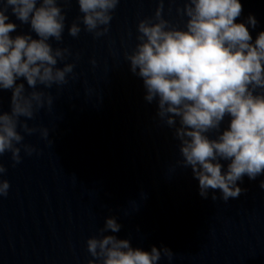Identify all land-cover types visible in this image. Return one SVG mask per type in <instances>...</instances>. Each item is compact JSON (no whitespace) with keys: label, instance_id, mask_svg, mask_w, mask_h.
Wrapping results in <instances>:
<instances>
[{"label":"clouds","instance_id":"9594fccd","mask_svg":"<svg viewBox=\"0 0 264 264\" xmlns=\"http://www.w3.org/2000/svg\"><path fill=\"white\" fill-rule=\"evenodd\" d=\"M76 3L82 15L68 25L69 35L77 36L82 24L100 36L108 31L119 0ZM162 3L138 20L137 42L124 56L130 71L142 78L145 100L156 101L157 117L173 129L182 157L178 163L191 167L201 197L219 189L227 202L246 191L237 181L264 175V30L253 39L249 27L257 25L255 16L236 20L241 0H183L177 6L182 23L165 18ZM15 21L28 24L29 31L16 32ZM65 21L59 0H0V90H11L9 109L0 111V154L10 152L14 163L21 160V149L28 155L39 151L23 142L18 128L24 134L37 130L27 119L51 107L53 96L45 89L75 75L73 62H67L70 49L52 43L62 40ZM39 134L48 139L49 129L40 127ZM5 172L0 164V174ZM259 187L264 189V179ZM8 189L9 181L0 179V195ZM120 227L115 216L105 217L99 234L86 240L95 258L88 264H158L162 253L171 259L167 246L143 249L117 237Z\"/></svg>","mask_w":264,"mask_h":264},{"label":"water","instance_id":"95a60500","mask_svg":"<svg viewBox=\"0 0 264 264\" xmlns=\"http://www.w3.org/2000/svg\"><path fill=\"white\" fill-rule=\"evenodd\" d=\"M11 90H0V111L9 109ZM21 119H27L21 117ZM36 131L24 143L39 151L21 149L14 163L11 153L0 154L9 181L0 195V264H88L95 259L86 240L95 235L87 215L49 139L39 134L36 115L27 119Z\"/></svg>","mask_w":264,"mask_h":264}]
</instances>
